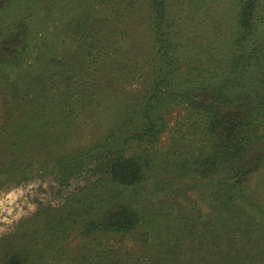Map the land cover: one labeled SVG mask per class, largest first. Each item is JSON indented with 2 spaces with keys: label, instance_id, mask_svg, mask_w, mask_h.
Wrapping results in <instances>:
<instances>
[{
  "label": "trees",
  "instance_id": "16d2710c",
  "mask_svg": "<svg viewBox=\"0 0 264 264\" xmlns=\"http://www.w3.org/2000/svg\"><path fill=\"white\" fill-rule=\"evenodd\" d=\"M11 5L7 2L0 8V80L9 86L5 91L17 97L27 88L31 99L26 107L32 116L43 118L55 105L63 110L62 132L56 138L49 127L41 128L40 119L32 123L34 128L14 124L12 130L18 139L33 134L41 148L47 143L57 148L61 138L64 145L70 143L76 118L74 98H89L83 107L89 110L92 95L98 93L95 98L101 101L112 98L111 91H120L109 89L110 82L104 76L108 68L107 75L112 73L110 81L116 88L140 87L131 92L133 105H125L128 111L120 124L98 131L99 136L86 150L69 154L55 150L50 160H46L45 152L36 150L31 157L29 181L47 177L60 190L70 188L73 181L84 180V185L70 192L63 203L41 207L42 212L38 211L32 221L40 222L52 237L68 241L77 235L91 240V256L79 261L81 264H128L131 254L119 255L125 250L118 246L122 242L117 238L153 222L154 226L142 235L143 246L161 254L160 250L170 243L167 235L174 227L177 201L198 190L212 193L210 188L215 185L220 189L224 164L252 147L257 137L258 126L247 119L258 104L264 117V93L255 88L247 91L252 82L247 78L254 74V80L260 75V84L264 85V0H91L85 6V19L73 32L79 43L75 56L65 60L44 51L49 55L36 61L38 69L33 70L25 65V55L32 47V30L22 19L9 20ZM227 21L229 29L225 33ZM200 28L201 33L196 35ZM129 31L133 39L142 32L149 36L146 50L136 62L118 49V36H111L118 33L130 37ZM213 43L217 45L215 56L227 50L230 58L225 53L227 63L219 67L220 60L207 56L206 61L214 64L207 73L200 55L214 49ZM181 108L187 113L184 119L188 123L172 128L175 146L159 149L160 136L171 130L170 116ZM188 141L185 154L177 157V147ZM194 141L200 146L194 148ZM237 147L239 151L234 150ZM7 152V148L0 149V171L4 170L1 161ZM6 168L9 172V166ZM170 247L161 255L174 257L171 262L159 259L145 264L180 263L176 262L178 242ZM51 256L44 255V262ZM5 264L23 262L12 254Z\"/></svg>",
  "mask_w": 264,
  "mask_h": 264
},
{
  "label": "rangeland",
  "instance_id": "374dc122",
  "mask_svg": "<svg viewBox=\"0 0 264 264\" xmlns=\"http://www.w3.org/2000/svg\"><path fill=\"white\" fill-rule=\"evenodd\" d=\"M90 1L82 3V0H32V2L0 0V8L7 2L12 4L7 13L10 21L22 19L24 24L30 26L32 30V47L25 55L26 68L38 69V64L35 62L44 60L49 55L44 51L52 53L53 57H63L65 60L75 56L79 43L74 38L73 32L76 24L85 19L88 11L85 6ZM224 24L226 33L229 29V21ZM201 28L197 30L196 35L201 33ZM129 32L130 37L129 35L125 38L120 37L118 33H113L111 36H118L117 44L120 46L118 49L121 48L124 54L134 58L136 62L146 50L149 36L146 32L144 34L142 32L139 38L134 36L133 39L134 34ZM202 35L213 38L208 33H202ZM199 40L207 42L208 39L199 38ZM216 46V43H213L214 49L208 51L207 55L203 53L200 55L205 61V68H208L207 73H210L214 66L213 62L206 61L207 56L220 60L221 63L217 64L219 67L227 63L224 58L225 53L230 58L227 50L223 52L220 50L221 53L215 56ZM141 64L143 65V62ZM109 67L111 68L110 65ZM144 69L147 72L146 68ZM109 71L108 68L107 74ZM103 73L105 74L106 71L104 70ZM107 74L104 76L110 82L109 89L120 91H111L112 98L101 101L97 100L99 97L95 98L100 96L98 93L95 97L92 95L94 100L89 110L83 108L86 107L85 103L89 98L79 100L74 98L76 101L73 102L72 108L76 118L71 129L73 133L69 138L70 143L64 145L61 138L62 141L57 148H54L55 144L49 143L41 148L40 142L34 139L33 134L18 139L12 128L16 123H24L26 127L34 128L32 123L36 124V120L41 119V128L49 127L50 129L47 128L49 133L56 138L62 132L63 110L61 107L57 105L51 107L43 118L37 115L32 116L26 107L31 99L27 88L22 89L16 97L6 93L5 90L9 89V86L0 80V91L5 92L0 94V149H8L1 161L4 170L0 171V264H5V260L12 254L17 255L23 264H81L79 261L90 258V251L93 250L91 240L79 239L77 235L71 236L68 241L65 237H52L41 227L40 222L32 221L36 218L38 211L42 212L41 207L57 206L63 203L70 192L84 185V180L73 181L70 188L60 190L52 179L39 177L29 181V176L31 157L34 153L36 154L37 149V153L43 151L47 154L46 160L54 156L52 153L55 150L63 154L84 151L93 141L95 142L100 134L97 133L98 131L110 130L118 126L125 118L128 111L125 105H133L131 92L140 87L136 84L132 87L125 85L124 89L122 85L116 88L113 81H110L112 73L111 76ZM253 76L254 74L247 78L250 82L252 81L247 91L255 88L256 92L260 90L264 93V85L260 84L262 77L259 75L253 80ZM21 77L23 78V74ZM91 92L90 90L88 94L90 95ZM3 106H6L7 110H4ZM257 106V109L249 113L247 119L248 122L258 126L257 137L255 141H252L254 144L247 151L244 149L240 156L230 157L224 164L220 175L221 180L218 181L221 185L220 189L215 185L210 188L212 193L206 194L198 190L177 201L179 211L177 210L174 214L176 215L173 219L174 227L170 232L166 231L170 243L166 244L160 253L166 254L171 250L170 246L178 242L177 256L179 257L176 261H180L178 264H197L199 261H203L200 264H264V117L259 112V104ZM186 115L184 108L173 112L168 126L171 130L160 136L157 143L159 149L163 150L176 145L174 136L176 134L173 133L172 128L180 127L184 121L188 123L184 119ZM194 140H196L195 137ZM183 144L181 148L177 147V157L181 153L185 154L184 148L190 146L189 141ZM194 144V148L200 146V143L197 144L196 141ZM47 148L50 150L48 151ZM234 150L239 151V148ZM6 166H9V172ZM240 195L246 198H241ZM158 201L162 203L165 200L158 199ZM153 226L154 222L146 226L142 225V228L133 234L117 238V242H122L118 246L120 248L123 246L125 250L119 251V255L131 254V262L128 264H145L149 260L155 262L159 259H167L171 262L174 258L162 257L161 254H156L157 250L154 248H149V252L146 245L143 246L145 239L142 235ZM188 227L189 230H187ZM157 235H159L158 232ZM47 254L52 256L50 259L45 257L49 260L44 262L43 256ZM55 257L60 259H54Z\"/></svg>",
  "mask_w": 264,
  "mask_h": 264
}]
</instances>
